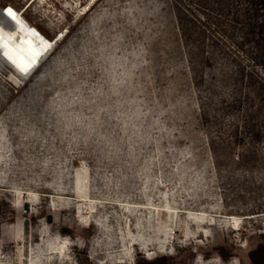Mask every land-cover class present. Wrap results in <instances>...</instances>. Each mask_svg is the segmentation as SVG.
Wrapping results in <instances>:
<instances>
[{"label": "rangeland", "instance_id": "1", "mask_svg": "<svg viewBox=\"0 0 264 264\" xmlns=\"http://www.w3.org/2000/svg\"><path fill=\"white\" fill-rule=\"evenodd\" d=\"M7 4L0 264H264V0Z\"/></svg>", "mask_w": 264, "mask_h": 264}, {"label": "bare ground", "instance_id": "2", "mask_svg": "<svg viewBox=\"0 0 264 264\" xmlns=\"http://www.w3.org/2000/svg\"><path fill=\"white\" fill-rule=\"evenodd\" d=\"M4 8H12L17 14V20H11ZM0 47L8 55H14L19 61L31 67L43 58L58 36L54 39L44 35L35 25L30 23L23 12L11 4L0 5ZM6 65V62H4ZM12 70L16 69L9 65ZM36 68V67H35ZM34 68V69H35ZM32 69L29 73H31Z\"/></svg>", "mask_w": 264, "mask_h": 264}, {"label": "snow or ice", "instance_id": "3", "mask_svg": "<svg viewBox=\"0 0 264 264\" xmlns=\"http://www.w3.org/2000/svg\"><path fill=\"white\" fill-rule=\"evenodd\" d=\"M5 14L13 21L17 20V14L12 8L6 9ZM0 31H2V28H0ZM5 55H6V53H5Z\"/></svg>", "mask_w": 264, "mask_h": 264}, {"label": "built area", "instance_id": "4", "mask_svg": "<svg viewBox=\"0 0 264 264\" xmlns=\"http://www.w3.org/2000/svg\"><path fill=\"white\" fill-rule=\"evenodd\" d=\"M6 8H4V10H5Z\"/></svg>", "mask_w": 264, "mask_h": 264}]
</instances>
